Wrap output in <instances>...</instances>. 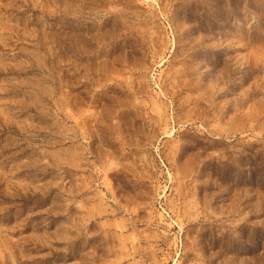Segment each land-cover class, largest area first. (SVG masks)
<instances>
[{"label": "rangeland", "instance_id": "rangeland-1", "mask_svg": "<svg viewBox=\"0 0 264 264\" xmlns=\"http://www.w3.org/2000/svg\"><path fill=\"white\" fill-rule=\"evenodd\" d=\"M0 264H264V0H0Z\"/></svg>", "mask_w": 264, "mask_h": 264}]
</instances>
